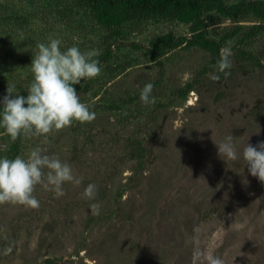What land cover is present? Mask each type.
Instances as JSON below:
<instances>
[{
  "label": "rangeland",
  "instance_id": "374dc122",
  "mask_svg": "<svg viewBox=\"0 0 264 264\" xmlns=\"http://www.w3.org/2000/svg\"><path fill=\"white\" fill-rule=\"evenodd\" d=\"M220 1L239 15L204 0L119 24L86 0H0V98L9 86L27 95L37 44L52 38L101 66L74 86L92 121L14 141L0 128V156L43 148L80 180L59 197L36 185L38 208L0 203V264H190L194 246L224 264H264V182L215 145L230 133L239 154L264 141V0ZM197 35L211 44H189ZM169 36L186 41L154 51Z\"/></svg>",
  "mask_w": 264,
  "mask_h": 264
},
{
  "label": "clouds",
  "instance_id": "9594fccd",
  "mask_svg": "<svg viewBox=\"0 0 264 264\" xmlns=\"http://www.w3.org/2000/svg\"><path fill=\"white\" fill-rule=\"evenodd\" d=\"M37 49L31 59L32 81L27 95L18 94L14 92V86H9L0 98V128L13 141L21 133L46 135L53 129L70 126L73 121L83 123L95 118V112L81 101L74 86L83 79L100 74V61L93 58L97 53L82 52L77 45L62 49L61 40L57 38L38 43ZM231 55V49L225 48L218 61L219 70L225 75L228 74L225 70L231 67ZM217 78L213 76V79ZM152 90L150 82L140 89L139 99L143 104L155 102ZM236 139L229 133L222 142L215 144L218 156L223 157L224 162L242 160L248 174L264 182V141L255 145L246 143L238 154ZM66 182L80 183V180L74 177L71 165L54 154H48L43 148L32 150L26 157L0 156V203L12 202L38 208L39 201L33 195L36 185L53 191L59 197L64 195ZM83 195L92 198L95 185L89 183ZM190 264H224V261L212 250L194 246Z\"/></svg>",
  "mask_w": 264,
  "mask_h": 264
},
{
  "label": "trees",
  "instance_id": "16d2710c",
  "mask_svg": "<svg viewBox=\"0 0 264 264\" xmlns=\"http://www.w3.org/2000/svg\"><path fill=\"white\" fill-rule=\"evenodd\" d=\"M90 3L91 7H94L95 11L106 17L107 19H114L118 23H122L125 20H131L138 15L143 16H164L171 11L183 12L185 10L196 9L199 4L204 0H86ZM218 4V6L225 11L230 17H237L239 14L233 13L225 8L220 0H212ZM245 5H243L244 7ZM240 11V10H239ZM264 12V10H263ZM264 16V14H263ZM185 38L167 37L163 40V45L155 47L154 51L163 49H173L179 44L185 42ZM201 43L203 45L211 44L207 38L200 35L194 37L189 41V44ZM248 58H252L247 52H243Z\"/></svg>",
  "mask_w": 264,
  "mask_h": 264
}]
</instances>
